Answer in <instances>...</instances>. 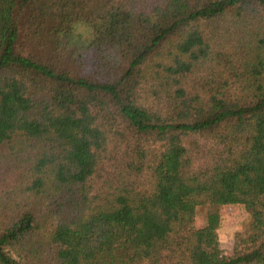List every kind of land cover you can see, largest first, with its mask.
Instances as JSON below:
<instances>
[{"label": "trees", "instance_id": "16d2710c", "mask_svg": "<svg viewBox=\"0 0 264 264\" xmlns=\"http://www.w3.org/2000/svg\"><path fill=\"white\" fill-rule=\"evenodd\" d=\"M0 264H264V0H0Z\"/></svg>", "mask_w": 264, "mask_h": 264}, {"label": "rangeland", "instance_id": "374dc122", "mask_svg": "<svg viewBox=\"0 0 264 264\" xmlns=\"http://www.w3.org/2000/svg\"><path fill=\"white\" fill-rule=\"evenodd\" d=\"M208 212L204 211L197 217V226L202 227L206 224ZM221 216L219 226V239L222 250L225 254H233L235 250V236L243 231L249 221V215L239 205L222 207L219 211Z\"/></svg>", "mask_w": 264, "mask_h": 264}]
</instances>
